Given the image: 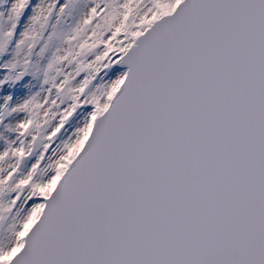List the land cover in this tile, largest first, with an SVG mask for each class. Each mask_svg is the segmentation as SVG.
<instances>
[{"label": "snow or ice", "instance_id": "obj_1", "mask_svg": "<svg viewBox=\"0 0 264 264\" xmlns=\"http://www.w3.org/2000/svg\"><path fill=\"white\" fill-rule=\"evenodd\" d=\"M0 264H264V0H0Z\"/></svg>", "mask_w": 264, "mask_h": 264}]
</instances>
